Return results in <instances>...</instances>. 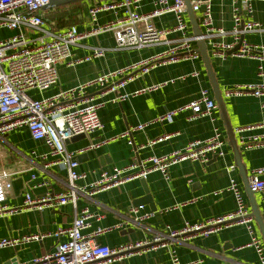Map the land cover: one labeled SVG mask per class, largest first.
Wrapping results in <instances>:
<instances>
[{
    "label": "crops",
    "instance_id": "crops-1",
    "mask_svg": "<svg viewBox=\"0 0 264 264\" xmlns=\"http://www.w3.org/2000/svg\"><path fill=\"white\" fill-rule=\"evenodd\" d=\"M112 1L76 0L70 2L65 8H59L60 5L50 8L49 18L55 22L57 29L74 24L78 26L80 32L90 31L94 25L89 17V9ZM155 1L157 0L142 1L139 3L138 10L144 13L151 12L155 7ZM253 6L252 19L264 24V1H256ZM232 9L230 0H215L213 2L215 25L231 29ZM123 12L124 8L118 7L100 11L98 22L107 23ZM63 15L64 21H68L71 16L74 18L72 22L62 23L60 17ZM186 19L191 23L189 15ZM154 22L157 27L162 28L175 25L176 19L173 13H168L155 18ZM191 32L193 33L192 24ZM15 33L16 31L2 28L0 40L9 38ZM176 36L177 34L170 35L169 39H174ZM244 39L249 45H264V31L246 33ZM230 40V35L225 38V41ZM96 46L106 48L104 56L74 65L69 64L77 58L88 55ZM115 47L116 40L112 31L88 35L71 47L72 55L59 66L58 83L44 91L31 89L29 94L36 99L50 97L60 89L78 86L99 74L126 67L160 53L167 49L169 44L140 49H116ZM196 47L198 49V43ZM256 53L264 57V49L259 48ZM210 57L237 140L240 141L242 135L251 137L262 134L264 132V96L257 97L251 93L226 96L225 92L236 85L264 84V59L232 55L225 59ZM260 66L263 67L262 71ZM160 83L164 84L156 90L134 95L136 91ZM203 88H209L215 98L202 57L164 64L144 75L135 76L118 91L119 94L132 95L124 101H112L116 93L102 95L99 88H89L88 92L95 95L96 101H106L99 110L104 127L93 133L91 138L85 135L70 139L66 147L70 151H78L89 146L91 140L106 142L98 148L82 152L87 153V156L77 159L78 171L87 174L85 179L78 181V184L83 185L98 179L102 170H112L116 166L121 167L152 155L160 156L170 153L184 147L194 139H207L213 135L216 127L220 128L228 140L219 109L215 112V119L202 117L190 121L191 111L184 110L179 112L171 123H154L143 130L133 131L130 136H120L130 127L147 123L168 110L190 103L199 97ZM251 126L253 128L243 133L237 131L239 127ZM164 134H170L171 137L154 146L141 148L145 143ZM129 139L133 140V145L128 143ZM5 140L1 141L0 145L13 153L0 160V168H10L15 172L6 203L10 207H19V210L0 217V239L25 236L39 238H32L15 247L0 248V264L27 263L35 257L53 252L56 244L67 240L68 237L66 235L56 237L52 233L59 227H69L85 208H88L94 217L89 220V226L83 231L84 233H90L98 227L115 226L130 216V209L134 206L135 200L145 194L141 180L135 179L93 196L81 194L76 205L68 203L42 211L23 208L27 191L39 197L47 192H59L66 189L67 174L61 166L50 164L52 158L42 157L48 147L43 141L34 140L26 127L11 132ZM240 149L242 160L251 179L255 168L264 167V147L246 150L240 146ZM225 152V157L211 156L205 164L197 161L175 164L170 168L169 179L158 171L150 173L146 181L157 209L153 210L149 204H144L141 210L142 212L155 211L154 216L139 223L130 222L122 229L103 233L97 237L96 241L110 247H117L128 242L150 238L157 232H165L167 225L178 229L185 222H200L229 213L236 207L234 195L226 189L231 176H234L241 184L249 200L243 176L236 165L229 142L225 146ZM230 164L236 165L233 172L227 169ZM262 178L264 179V175ZM43 183L45 184L35 187ZM216 192L219 193L216 194ZM255 196L264 219V194L255 192ZM255 225L261 235L256 221ZM249 242L250 234L246 226L234 225L205 238L196 237L185 243L178 242L176 250L181 261L187 264H259L258 254L253 247L248 246ZM102 264H172V262L168 249L160 248Z\"/></svg>",
    "mask_w": 264,
    "mask_h": 264
},
{
    "label": "built area",
    "instance_id": "built-area-1",
    "mask_svg": "<svg viewBox=\"0 0 264 264\" xmlns=\"http://www.w3.org/2000/svg\"><path fill=\"white\" fill-rule=\"evenodd\" d=\"M50 1L0 0V29L16 31L11 37L0 40V142L4 141L11 132L26 127L34 140L43 141L48 147L42 157L52 158L50 164L61 166L68 178L66 189L63 191L47 192L39 197L27 191L23 208L42 211L68 203L76 205L81 194L93 196L135 179L147 178L155 171L169 179L170 168L175 164L185 161L205 164L211 156L225 157V146L228 140L220 128L216 127L213 135L207 139H194L184 147L170 153L160 156L152 155L121 167L116 166L112 170H102L98 179L79 185L78 181L85 179L87 174L78 171L79 162L75 156L86 150L98 148L106 141L101 143L91 140L89 146L78 151L68 150L66 141L79 134L90 137L104 127L99 110L106 101H96L95 95L88 92L89 88H99L102 95L116 93L111 100L124 101L132 95L119 94L118 91L135 76L144 75L164 64L200 59L201 55L196 47L199 39L206 42L209 54L213 57L225 59L232 55L264 59L256 53L259 48L264 49V45H249L244 39L246 33L264 31V24L252 19L254 2L264 0H230L233 5V25L229 30L215 25L213 15L215 0H189L203 33L200 36L191 32V23L186 19L188 15L186 0H157L154 9L146 13L138 10L139 3L144 0H113L110 3L97 5L89 9V17L94 26L86 32H80L78 26L74 24L63 29L55 28V22L49 18L50 8L46 7ZM117 7L124 8V12L107 23L98 22L100 11ZM168 13L175 15V25L157 27L154 19ZM108 31L114 33L116 49H140L164 43H168L169 47L126 67L99 74L78 86L60 89L50 97L36 99L29 94L31 89L44 91L58 83L59 66L72 55L73 45L78 44L88 35ZM173 34L177 36L169 39V36ZM229 35L231 40L225 41ZM105 51V47H93L88 55L77 58L69 64L91 61L104 56ZM262 70L263 67L260 66V71ZM163 84L151 85L136 91L134 95L139 92L156 90ZM242 93L262 97L264 96V84L236 85L226 90L225 95L232 96ZM218 109V102L212 96L211 90L203 88L199 97L190 103L168 110L147 123L130 127L120 136H130L133 131L143 130L154 123H171L175 116L184 110L191 111L190 121L202 117L215 119V112ZM251 128L253 126L239 127L237 131L243 133ZM170 137V134H164L145 143L141 148L154 146ZM128 143L134 144L132 139H129ZM238 144L246 150L264 147V132L251 137L242 135ZM227 169L233 172L236 165L230 164ZM14 173L13 170H0V217L19 210V207H10L6 203L8 193L12 188ZM263 175L264 167L253 170L250 187L254 192L264 194ZM33 178H35L34 175ZM44 184H37L35 187ZM226 189L234 195L236 201L233 211L200 222H185L178 229L167 225L165 232H157L150 238L128 242L117 247L100 244L96 239L103 233L122 229L130 222L139 223L148 219L154 216L155 211L142 212L144 205L133 206L130 209V216L124 221L112 227H98L86 234L83 231L89 226V220L94 215L88 208H85L69 227H59L52 233L56 237L62 235L68 237L67 240L58 242L53 252L35 257L27 263L18 264L111 263L127 256L160 248L168 249L172 264H187L181 261L176 250V243H185L196 237L205 238L234 225L246 226L250 234L248 246L256 250L259 264H264V240L256 229L251 206L243 187L234 176H231ZM32 238L39 237L2 238L0 248L15 247Z\"/></svg>",
    "mask_w": 264,
    "mask_h": 264
},
{
    "label": "water",
    "instance_id": "water-1",
    "mask_svg": "<svg viewBox=\"0 0 264 264\" xmlns=\"http://www.w3.org/2000/svg\"><path fill=\"white\" fill-rule=\"evenodd\" d=\"M73 1H76V0H51L49 2V4L46 5V7L52 8V7L67 4V3H70ZM186 2L188 4V15H189V18L191 20L194 35L200 36L203 33H202L201 27L199 25V22L197 20L196 13L192 10V8L190 6V1L186 0ZM197 43H198L197 51L201 54L202 60L205 64L207 74L210 78V82H211V85H212V88H213V91L215 94V99L217 100L218 105H219L220 115H221V118L224 122V126L226 128L229 145L233 149L236 165L239 167L240 173L243 176V180H244V184H245V188H246V193H247L249 200H250L252 215L254 216V219H255L258 227H259L260 233H261L263 240H264V219H263V216H262L261 211L259 209L258 203L256 201L255 192L250 187V179H249L248 171H247L245 163L242 160V150L240 149V146L238 144V140H237V137L235 134L234 127L231 124L230 118H229L228 113H227L225 100L223 98L222 91L219 87L215 72L213 70L212 59L210 57L206 42L203 39H199ZM239 46H240V44L238 45V47ZM77 136L83 137L85 135L79 134V135L73 136L71 139H73L74 137H77ZM69 140H67L66 143ZM86 156H87V153H82V154L77 155L76 159L79 160V159L86 157ZM140 180L142 182L145 194L135 200L134 206H141L144 204H149L151 206V209L156 210L157 207L153 202L152 195H151L150 189L148 187L146 178H141Z\"/></svg>",
    "mask_w": 264,
    "mask_h": 264
},
{
    "label": "rangeland",
    "instance_id": "rangeland-1",
    "mask_svg": "<svg viewBox=\"0 0 264 264\" xmlns=\"http://www.w3.org/2000/svg\"><path fill=\"white\" fill-rule=\"evenodd\" d=\"M73 18L74 17H70V19L68 20V21H65V22H72V20H73ZM64 23V22H63ZM13 153V152H12ZM11 153V151L9 150V149H5V148H3L1 145H0V160L1 159H4V157L6 156V155H10V154H12ZM1 169H7V170H11L10 168H5V167H3V168H0V170Z\"/></svg>",
    "mask_w": 264,
    "mask_h": 264
},
{
    "label": "trees",
    "instance_id": "trees-1",
    "mask_svg": "<svg viewBox=\"0 0 264 264\" xmlns=\"http://www.w3.org/2000/svg\"><path fill=\"white\" fill-rule=\"evenodd\" d=\"M69 5V3L68 4H63V5H60V6H58L59 8H65L66 6H68ZM63 17H64V15L63 16H61L60 17V22H64L65 23V21L63 20ZM61 24V23H60Z\"/></svg>",
    "mask_w": 264,
    "mask_h": 264
}]
</instances>
